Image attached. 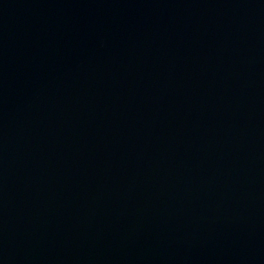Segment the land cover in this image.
Segmentation results:
<instances>
[{"label":"water","instance_id":"water-1","mask_svg":"<svg viewBox=\"0 0 264 264\" xmlns=\"http://www.w3.org/2000/svg\"><path fill=\"white\" fill-rule=\"evenodd\" d=\"M0 264H264V0H0Z\"/></svg>","mask_w":264,"mask_h":264}]
</instances>
